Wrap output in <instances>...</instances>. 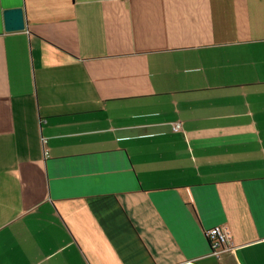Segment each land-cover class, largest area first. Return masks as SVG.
I'll list each match as a JSON object with an SVG mask.
<instances>
[{
  "label": "crops",
  "instance_id": "obj_1",
  "mask_svg": "<svg viewBox=\"0 0 264 264\" xmlns=\"http://www.w3.org/2000/svg\"><path fill=\"white\" fill-rule=\"evenodd\" d=\"M0 264H264V0H0Z\"/></svg>",
  "mask_w": 264,
  "mask_h": 264
},
{
  "label": "built area",
  "instance_id": "obj_2",
  "mask_svg": "<svg viewBox=\"0 0 264 264\" xmlns=\"http://www.w3.org/2000/svg\"><path fill=\"white\" fill-rule=\"evenodd\" d=\"M174 131H179L181 126L175 123L172 126ZM206 238L209 241L212 254L218 255L222 252L231 251L233 244L226 228L222 226H214L206 231Z\"/></svg>",
  "mask_w": 264,
  "mask_h": 264
},
{
  "label": "water",
  "instance_id": "obj_3",
  "mask_svg": "<svg viewBox=\"0 0 264 264\" xmlns=\"http://www.w3.org/2000/svg\"><path fill=\"white\" fill-rule=\"evenodd\" d=\"M5 31H19L25 29L24 12L21 7L4 10Z\"/></svg>",
  "mask_w": 264,
  "mask_h": 264
}]
</instances>
